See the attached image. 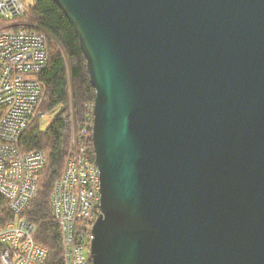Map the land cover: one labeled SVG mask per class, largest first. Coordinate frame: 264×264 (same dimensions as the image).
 Returning a JSON list of instances; mask_svg holds the SVG:
<instances>
[{
	"label": "water",
	"instance_id": "obj_1",
	"mask_svg": "<svg viewBox=\"0 0 264 264\" xmlns=\"http://www.w3.org/2000/svg\"><path fill=\"white\" fill-rule=\"evenodd\" d=\"M96 91L93 264H264V0H51Z\"/></svg>",
	"mask_w": 264,
	"mask_h": 264
},
{
	"label": "built area",
	"instance_id": "obj_2",
	"mask_svg": "<svg viewBox=\"0 0 264 264\" xmlns=\"http://www.w3.org/2000/svg\"><path fill=\"white\" fill-rule=\"evenodd\" d=\"M25 0H0V194L6 198L5 222H0V264H48V251L35 241L36 227L24 216L36 194L46 156L23 151L21 138L48 114L41 73L56 40L47 32L16 23L27 12ZM92 111L94 103L89 105ZM64 171L52 195V215L61 232L63 264H93L92 228L101 215L100 171L89 144L92 123L77 127ZM92 139V136H91ZM92 145H93V141Z\"/></svg>",
	"mask_w": 264,
	"mask_h": 264
},
{
	"label": "trees",
	"instance_id": "obj_3",
	"mask_svg": "<svg viewBox=\"0 0 264 264\" xmlns=\"http://www.w3.org/2000/svg\"><path fill=\"white\" fill-rule=\"evenodd\" d=\"M27 8L15 22L49 33L57 45L51 46L48 66L40 76L46 86L45 110L55 113L54 120L45 131L40 122L34 123L21 138L23 151L40 150L46 156L37 192L23 216L35 225V241L47 249L48 264H63L60 227L52 215V195L70 148L71 116L77 127L92 123L93 111L88 106L94 103L96 91L90 83L79 38L62 9L51 0H35L27 3ZM6 24L0 20V27ZM91 136L92 128L89 129L92 149ZM6 203V198L0 194L1 223L10 216Z\"/></svg>",
	"mask_w": 264,
	"mask_h": 264
},
{
	"label": "rangeland",
	"instance_id": "obj_4",
	"mask_svg": "<svg viewBox=\"0 0 264 264\" xmlns=\"http://www.w3.org/2000/svg\"><path fill=\"white\" fill-rule=\"evenodd\" d=\"M27 3L35 2V0H25ZM55 113H48L40 122L42 130H46L48 126L53 122Z\"/></svg>",
	"mask_w": 264,
	"mask_h": 264
}]
</instances>
